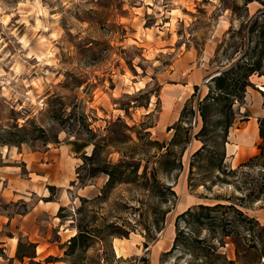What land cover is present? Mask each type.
I'll use <instances>...</instances> for the list:
<instances>
[{
  "label": "rangeland",
  "instance_id": "rangeland-1",
  "mask_svg": "<svg viewBox=\"0 0 264 264\" xmlns=\"http://www.w3.org/2000/svg\"><path fill=\"white\" fill-rule=\"evenodd\" d=\"M260 8L258 2L246 6L245 0H0V242L6 256L14 259L23 239L37 245L36 264L191 261L179 251L166 255L178 217L217 196H242L234 186H190L192 157L202 146L194 137L200 119L192 120L186 151L175 149L183 171L159 175L177 195L164 203L131 185L104 196L108 177L92 178L84 165L83 156L93 151L90 135L79 123L73 131L63 128L53 119V107L62 102L67 113L84 115L100 137L127 141L131 135L133 142L110 148L108 161L136 153L151 171L158 151L144 143L172 140L174 130L168 128L195 93V105L207 95L209 78L232 64L239 36ZM252 82L256 88L235 108L230 152L239 158L227 153L226 162L233 170L259 153L260 138L243 144L239 132L251 117L256 126L264 117V78L254 76ZM118 122L131 131L113 125ZM40 129L59 143L40 138ZM251 148L255 154L244 158ZM243 210L264 226V200ZM154 211L167 214L163 230L152 228L149 238L145 229ZM111 224L131 234L110 238L104 228ZM78 225L98 229L99 241L69 257L65 251ZM50 257L56 260L49 262ZM0 264L30 261L0 259Z\"/></svg>",
  "mask_w": 264,
  "mask_h": 264
},
{
  "label": "trees",
  "instance_id": "trees-1",
  "mask_svg": "<svg viewBox=\"0 0 264 264\" xmlns=\"http://www.w3.org/2000/svg\"><path fill=\"white\" fill-rule=\"evenodd\" d=\"M253 2H258L261 8L242 30L245 35L239 36L241 45L236 48L232 64L208 81L209 91L196 105V93L188 101L178 122L168 128L169 132L174 130L169 143H144L145 149H152L153 145L157 147L158 154L151 171L149 163L144 164L143 158L137 159L136 153L131 156L123 154L117 163L108 161L110 148L133 142L131 135H127V141L108 136L100 137L91 129V124L85 120L84 115L78 117L73 112L67 113L62 108V102L52 106L53 119L63 128L73 131L79 123L82 130L90 135L87 141L89 145H93V151L90 156H83L84 165L90 166V177L96 178L102 174L108 177L103 189L104 196H108L121 185H131L138 186L164 203L173 201L172 198L175 200L177 195L172 187L161 182L159 175L183 171L182 155H178L175 149L184 148V152L186 151L191 143L192 120L199 123L197 120L200 119L202 126L194 137L202 146L192 157L190 186H204L208 190L217 186H234L242 196L234 199L217 196L215 201L199 204L178 217L174 244L166 255L179 251L191 258L186 264H264V226L243 210L248 205L264 200V117L258 121L259 153L236 170L226 165V149L237 120L235 108L244 103L250 88H256L252 78H264V0H245V5ZM195 90L198 91L199 87L195 86ZM120 124L118 122L113 125ZM121 127L125 131H131L126 124H121ZM40 130L43 134L40 138L46 142L59 143L58 137H50L44 129ZM108 132L110 135L116 133L113 130ZM164 149L166 153H163ZM195 172H198L199 179L193 177ZM256 172L257 177L254 176ZM80 180L83 177L80 176ZM63 210L61 208L60 213ZM166 214H157L154 211V215L148 217V220L152 218L149 228L145 229L149 238L152 228L158 232L163 230ZM104 229L110 238H124L131 234L124 226L111 224ZM97 233L98 229L94 227L78 225V233L69 241L65 254L76 257L78 253L88 251L94 243H98ZM108 243L112 248V243L107 241ZM3 245L0 242V259L10 263L15 259L24 263L28 259L30 264H36L35 243L20 239L14 259L6 256ZM229 247L233 253L232 258L226 253L230 250ZM47 260L51 262L56 259L50 257Z\"/></svg>",
  "mask_w": 264,
  "mask_h": 264
},
{
  "label": "crops",
  "instance_id": "crops-1",
  "mask_svg": "<svg viewBox=\"0 0 264 264\" xmlns=\"http://www.w3.org/2000/svg\"><path fill=\"white\" fill-rule=\"evenodd\" d=\"M254 120L255 119L253 117H251L249 121L243 123L244 126H241V128L239 130V132L242 133L241 137H242V140L244 141L243 144H250L251 142H249V139L257 140V138L259 137V127H258L259 124L257 123V126L256 125H251V124H253ZM256 120H258V119H256ZM250 127H252V134L251 135H250V133H248V130H249ZM247 134H249V135H247ZM232 136H233V133H231V135H230V143L228 144L226 151H227L228 154H230L229 156L236 157L238 159L239 158V153H237V151L230 152L231 147H233V146H231L232 145L231 144ZM245 150H246V157H244V158L252 157L255 154V151L253 152L252 148L249 149L250 152L247 151V149H245Z\"/></svg>",
  "mask_w": 264,
  "mask_h": 264
},
{
  "label": "water",
  "instance_id": "water-1",
  "mask_svg": "<svg viewBox=\"0 0 264 264\" xmlns=\"http://www.w3.org/2000/svg\"><path fill=\"white\" fill-rule=\"evenodd\" d=\"M214 76H216V75H212L210 78H209V80L211 79V78H213ZM262 92H264V90L263 89H260Z\"/></svg>",
  "mask_w": 264,
  "mask_h": 264
},
{
  "label": "bare ground",
  "instance_id": "bare-ground-1",
  "mask_svg": "<svg viewBox=\"0 0 264 264\" xmlns=\"http://www.w3.org/2000/svg\"><path fill=\"white\" fill-rule=\"evenodd\" d=\"M262 89H264V87H262ZM75 235H76V234H75ZM75 235H74V236H75Z\"/></svg>",
  "mask_w": 264,
  "mask_h": 264
}]
</instances>
